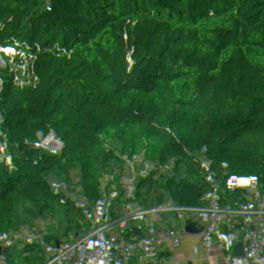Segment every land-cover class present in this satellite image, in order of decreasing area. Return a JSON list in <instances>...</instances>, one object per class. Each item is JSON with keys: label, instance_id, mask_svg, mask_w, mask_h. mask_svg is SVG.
Listing matches in <instances>:
<instances>
[{"label": "trees", "instance_id": "16d2710c", "mask_svg": "<svg viewBox=\"0 0 264 264\" xmlns=\"http://www.w3.org/2000/svg\"><path fill=\"white\" fill-rule=\"evenodd\" d=\"M75 1L0 11V261L264 264V0Z\"/></svg>", "mask_w": 264, "mask_h": 264}, {"label": "built area", "instance_id": "2783aa9c", "mask_svg": "<svg viewBox=\"0 0 264 264\" xmlns=\"http://www.w3.org/2000/svg\"><path fill=\"white\" fill-rule=\"evenodd\" d=\"M51 1H54L59 5L57 10L48 7ZM78 5H80V2L75 0H33L31 2L0 0V11L7 10L12 13H24L29 10L30 6H33L40 23L48 33L52 34L64 32L68 28L73 29L82 19H84V17H86L83 14L81 15L78 11H74ZM254 38H264V33L256 35ZM250 41L251 38H244L239 41L238 45L246 50L247 53H251L252 48L249 46ZM180 47V45L177 46V48ZM0 264L16 263L13 259L9 258L4 262L0 261Z\"/></svg>", "mask_w": 264, "mask_h": 264}, {"label": "rangeland", "instance_id": "374dc122", "mask_svg": "<svg viewBox=\"0 0 264 264\" xmlns=\"http://www.w3.org/2000/svg\"><path fill=\"white\" fill-rule=\"evenodd\" d=\"M80 27H81V29H82L81 32L79 31L80 35H82V36H80V37L85 38V37L87 36V33L85 32V28H86V26H85V24H83V25H80ZM256 43H257V42L255 41V44H256ZM260 49H264V44L255 45V46L252 47L253 52L258 51V50H260Z\"/></svg>", "mask_w": 264, "mask_h": 264}, {"label": "crops", "instance_id": "0c3cea01", "mask_svg": "<svg viewBox=\"0 0 264 264\" xmlns=\"http://www.w3.org/2000/svg\"><path fill=\"white\" fill-rule=\"evenodd\" d=\"M18 1H21V2H31L33 0H18ZM48 7L51 8V9H53V10H57L59 8V5L56 2L51 1L49 3ZM77 28L79 29L80 32L82 31L80 26L77 27Z\"/></svg>", "mask_w": 264, "mask_h": 264}]
</instances>
